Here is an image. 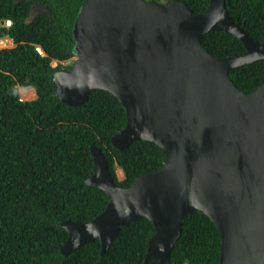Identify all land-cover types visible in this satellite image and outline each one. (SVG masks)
I'll return each instance as SVG.
<instances>
[{
  "label": "water",
  "instance_id": "water-1",
  "mask_svg": "<svg viewBox=\"0 0 264 264\" xmlns=\"http://www.w3.org/2000/svg\"><path fill=\"white\" fill-rule=\"evenodd\" d=\"M215 31L235 35L247 52L211 55L204 39ZM73 34L76 62L54 73L57 97L74 107L96 91L112 93L128 115L113 145L155 143L167 161L124 188L92 147L87 185L110 202L90 222L62 223V254L99 241L105 255L123 227L147 218L155 235L143 264H171L183 219L201 211L220 230V264H264V83L247 94L230 75L264 61V44L235 23L227 0H211L200 15L180 1L85 0Z\"/></svg>",
  "mask_w": 264,
  "mask_h": 264
},
{
  "label": "trees",
  "instance_id": "trees-1",
  "mask_svg": "<svg viewBox=\"0 0 264 264\" xmlns=\"http://www.w3.org/2000/svg\"><path fill=\"white\" fill-rule=\"evenodd\" d=\"M84 1L0 0V36L9 34L16 43L0 51V264H143L155 235L153 223L143 218L123 227L105 255L99 241L67 256L61 252L69 238L62 223L90 222L110 202L105 191L87 185L94 173L92 147L103 151L116 184L124 188L167 161L155 143L135 142L125 151L113 145L112 137L127 126L128 115L112 93L96 91L74 107L57 97L53 79L61 67L54 68L53 62L75 57L73 30ZM161 1L184 2L196 15L211 3ZM35 7L45 14L30 20ZM227 8L236 24L264 44V0H227ZM3 21L13 26L7 29ZM204 47L218 58L247 52L238 37L219 31L205 37ZM230 75L250 94L264 83V61ZM20 88L35 90L37 98L23 101ZM182 225L171 264H220L222 236L214 221L197 211Z\"/></svg>",
  "mask_w": 264,
  "mask_h": 264
},
{
  "label": "clouds",
  "instance_id": "clouds-1",
  "mask_svg": "<svg viewBox=\"0 0 264 264\" xmlns=\"http://www.w3.org/2000/svg\"><path fill=\"white\" fill-rule=\"evenodd\" d=\"M161 3V2H160ZM164 4V3H162ZM38 9V7H35ZM35 8L32 10V13H31V17H32V14L35 10ZM30 20H33L30 18ZM3 24L5 25V27L8 29V28H11L13 26L12 22L9 21V23L7 21H3ZM16 47V43L14 41V39L9 35V34H4L3 36H0V51L1 50H6V49H13ZM38 52L42 55V56H45V53L44 51L41 49V48H38ZM76 62V55L73 59H71L70 61H67V62H59V61H54L53 62V67L54 68H60L59 70H64V71H69V68L74 66ZM65 64H67L68 66L66 67H63ZM71 70V69H70ZM58 71V70H57ZM27 91H35L33 89H22L20 88L19 89V94H20V97L22 99V96L23 95H26L28 96L27 94H25V92ZM36 93V92H35ZM31 96V95H30ZM37 98V97H36ZM35 98V99H36ZM34 98L32 100H35ZM23 100V99H22ZM32 100H29V101H32ZM25 101V100H23ZM28 101V100H27ZM119 169V168H118ZM124 175V174H123Z\"/></svg>",
  "mask_w": 264,
  "mask_h": 264
},
{
  "label": "rangeland",
  "instance_id": "rangeland-1",
  "mask_svg": "<svg viewBox=\"0 0 264 264\" xmlns=\"http://www.w3.org/2000/svg\"><path fill=\"white\" fill-rule=\"evenodd\" d=\"M158 2H163V1H161V0H157ZM40 13H42V14H45V11L44 10H40V9H37V8H35V10H34V12H33V14H32V17H31V19H34L37 15H39ZM66 66H68L67 64H65L63 67H66ZM32 95V94H31ZM22 99L23 100H25V101H29V100H32L33 99V97L32 96H26V95H23L22 96ZM117 175H118V177H119V179L120 180H123L124 179V176H122L121 175V169H117Z\"/></svg>",
  "mask_w": 264,
  "mask_h": 264
},
{
  "label": "crops",
  "instance_id": "crops-1",
  "mask_svg": "<svg viewBox=\"0 0 264 264\" xmlns=\"http://www.w3.org/2000/svg\"><path fill=\"white\" fill-rule=\"evenodd\" d=\"M25 94H27L28 96H30L31 94V96L35 99L36 97H37V95H36V93H35V91H27V92H25Z\"/></svg>",
  "mask_w": 264,
  "mask_h": 264
},
{
  "label": "bare ground",
  "instance_id": "bare-ground-1",
  "mask_svg": "<svg viewBox=\"0 0 264 264\" xmlns=\"http://www.w3.org/2000/svg\"><path fill=\"white\" fill-rule=\"evenodd\" d=\"M33 97H34V96H33ZM121 175L124 176L122 170H121Z\"/></svg>",
  "mask_w": 264,
  "mask_h": 264
}]
</instances>
